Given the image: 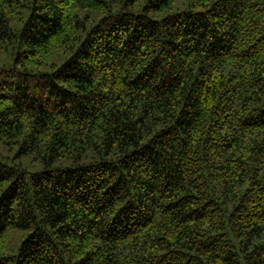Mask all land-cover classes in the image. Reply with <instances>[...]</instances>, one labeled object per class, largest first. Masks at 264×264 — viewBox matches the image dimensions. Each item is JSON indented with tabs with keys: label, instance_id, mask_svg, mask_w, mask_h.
<instances>
[{
	"label": "trees",
	"instance_id": "obj_1",
	"mask_svg": "<svg viewBox=\"0 0 264 264\" xmlns=\"http://www.w3.org/2000/svg\"><path fill=\"white\" fill-rule=\"evenodd\" d=\"M0 264H264V0H0Z\"/></svg>",
	"mask_w": 264,
	"mask_h": 264
},
{
	"label": "rangeland",
	"instance_id": "obj_2",
	"mask_svg": "<svg viewBox=\"0 0 264 264\" xmlns=\"http://www.w3.org/2000/svg\"><path fill=\"white\" fill-rule=\"evenodd\" d=\"M39 80L36 79H31V81L29 82L28 87L30 88V90L32 91H37V89L35 88V86L38 84Z\"/></svg>",
	"mask_w": 264,
	"mask_h": 264
}]
</instances>
